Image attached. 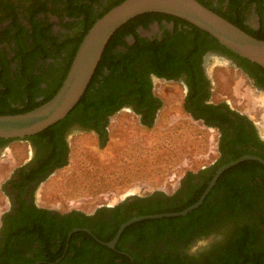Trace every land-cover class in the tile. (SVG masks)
I'll use <instances>...</instances> for the list:
<instances>
[{
    "label": "trees",
    "instance_id": "16d2710c",
    "mask_svg": "<svg viewBox=\"0 0 264 264\" xmlns=\"http://www.w3.org/2000/svg\"><path fill=\"white\" fill-rule=\"evenodd\" d=\"M122 1L0 0V115L26 112L49 100L63 83L86 32L99 17ZM198 1L252 36L264 39L263 20L258 30L243 25L244 12L251 2L261 4L264 0ZM161 15L167 14L143 13L120 26L111 36L84 95L74 109L57 123L25 138L36 148L33 166L24 164L20 167L26 182L38 178L37 183L45 180L68 163L69 146L65 136L74 124L94 131L100 145L104 146L109 135L110 116L123 103L130 102L131 97L148 94L146 72L170 62L172 53L159 45L144 47L137 43L128 46L124 37L130 32L136 33L135 27L140 22ZM51 16L59 20L63 31L54 29ZM177 19L192 27L199 36L209 37L212 40L209 47L228 52L251 75L255 73L264 85V67L227 49L196 25ZM136 36L139 37L137 33ZM120 46H126L128 51L123 52ZM156 72L166 74L163 70ZM223 108L229 109L225 102H213L195 114L196 118L205 119L208 125L218 127L219 155L216 161L197 171H186L173 193L156 189L145 196H135L132 202L125 199L110 207H99L93 214L71 209L65 213L55 211L52 215V210L33 204L29 210H18L16 217H11L10 211L4 213L2 220L6 224L0 230V237L15 236L31 248L35 240L44 246L52 238L66 239L71 230L86 227L101 239L110 240L120 225L134 216L183 210L199 199L221 165L244 154L264 158V141L258 137L253 122L245 113L236 110H231L235 115L232 118ZM142 110L138 108V111ZM144 119L149 127L152 126L154 112ZM12 140L0 138L5 142ZM12 188L22 190L23 186L13 183ZM20 202L25 205L24 201ZM228 219L242 224L237 223L229 235L228 243L233 244L231 250L227 245L221 247L223 254L219 262L223 264L229 259L228 252L233 255V261L240 254L250 253L249 247L254 241L250 223H264V165L259 161L245 160L225 170L203 204L187 215L135 222L124 230L122 237L136 229L144 239L186 241L196 234L208 233L213 225L220 226ZM108 229L111 231L106 234ZM1 244L4 246L3 241ZM40 258H44L43 251L26 261L31 264Z\"/></svg>",
    "mask_w": 264,
    "mask_h": 264
},
{
    "label": "rangeland",
    "instance_id": "374dc122",
    "mask_svg": "<svg viewBox=\"0 0 264 264\" xmlns=\"http://www.w3.org/2000/svg\"><path fill=\"white\" fill-rule=\"evenodd\" d=\"M55 29L63 31L51 17ZM212 99L226 100L251 116L264 134V94L227 61L213 57ZM164 105L150 127L123 109L109 119V135L104 146L93 131L71 128L67 141L68 163L53 171L35 190L38 205L67 212L71 209L92 213L101 206H112L134 194L156 189L173 193L188 170L197 171L218 158L219 132L193 120L181 106L182 90L156 82ZM35 146L25 139H14L0 150V186L21 164L28 162ZM0 190V215L8 205ZM223 231L197 239L191 251L219 240Z\"/></svg>",
    "mask_w": 264,
    "mask_h": 264
},
{
    "label": "flooded vegetation",
    "instance_id": "af4514ba",
    "mask_svg": "<svg viewBox=\"0 0 264 264\" xmlns=\"http://www.w3.org/2000/svg\"><path fill=\"white\" fill-rule=\"evenodd\" d=\"M177 18L178 17H171L169 14L150 17L136 25L135 31L139 37L133 32H130L124 37V41L128 46H133L137 43L144 47L154 45L162 46L165 51L172 53V60L155 67L156 71H165L166 74L164 75H159L155 70L146 72V87L148 89V94L142 97H131L130 102L123 103V106L115 113L123 109H129L139 117V122L143 126L149 127L145 121L146 119H144L145 116H149L154 112L156 119L159 111L164 105L163 98L158 94V91H156V88H158L156 82L160 81L170 86L176 85L182 90L181 106L182 110L188 116L195 121L202 122L204 126L214 128L218 131V127L208 125L205 119L195 117L196 113L203 110L202 107L204 108L215 102L212 99L213 70L209 65L213 57L223 59L227 61L228 64L234 66L236 70L250 81L251 86L255 90L261 91L263 94L264 85L260 83V79L255 73L251 75L250 72L228 52L220 48L209 47L212 43L209 37L199 36L192 27ZM262 20L264 21V1L261 2V4L251 2L244 12L243 25L253 31L258 30L261 27ZM120 49L123 52L128 51L126 46H120ZM140 69L142 70L143 68ZM219 102H225L228 105L229 109L223 108V110L229 111L232 118H235V115L231 113V110L244 113L231 106L226 100L215 103ZM139 107L143 110L138 111ZM187 107L194 108L195 111ZM246 115L253 122L258 137L264 141V134L259 130L257 122L248 114ZM72 128L85 130L78 124H74ZM67 136L68 133L65 136L66 140ZM8 142L0 141V150ZM35 153L36 148L30 160L19 165L0 186L1 192L9 202L0 215V230L2 226L6 224L2 220L6 212L10 211L11 217H16L18 210H29L33 208L34 205L52 210V215L57 211L52 208L40 206L35 201V190L44 180L37 183L38 178L26 182L25 177L21 175L22 172L20 167L24 164L33 166L31 163H33ZM13 183L23 186L22 190L13 189ZM21 192L22 194L20 195ZM145 195L146 194H134L125 199H129L128 202H132L135 201V196ZM259 195H257V197ZM20 201H24L25 205L23 206ZM260 201L262 202V200H259V202ZM96 210L88 214H93ZM237 223H234L232 219H228L220 226L213 225L208 233L196 234L186 241L175 240L172 242H168L165 239L141 238L139 236V231L136 229L129 232L127 236L122 237L123 231L114 246L108 244L114 237L110 240H103L86 227L75 228L78 229L76 231H73L74 229L71 230L73 233L68 237L70 231L66 239L57 240L56 238H52L50 242L44 246H42L38 240H35L31 248L24 245V240L15 236L0 237V264H27V259H31L42 251L44 258L35 260L31 264H223L219 262V258L223 254L221 247L227 245L228 250L229 247L231 250L233 244L228 243L229 235L233 233ZM241 224V221H239L238 225ZM250 225L254 236V241L249 247L250 253L240 254L236 257V261H233V255L228 252L227 256H229V259L226 261V264H264V223L260 222L256 224L255 222H251ZM216 229L223 231L222 238L214 241L205 248H198L197 250L191 251V245L197 239L209 237L210 233L215 232ZM110 231L111 229H108L106 234H109ZM74 233L80 234L75 235ZM2 241L4 246L1 244Z\"/></svg>",
    "mask_w": 264,
    "mask_h": 264
},
{
    "label": "water",
    "instance_id": "95a60500",
    "mask_svg": "<svg viewBox=\"0 0 264 264\" xmlns=\"http://www.w3.org/2000/svg\"><path fill=\"white\" fill-rule=\"evenodd\" d=\"M149 12L182 18L208 32L232 52L264 67V39L252 36L198 0H123L99 17L86 32L63 83L49 100L26 112L0 115V138L25 139L65 118L84 95L111 36L130 19ZM245 160L264 165V158L256 154H244L221 165L196 202L179 211L134 216L120 225L108 244L114 246L123 231L135 222L185 216L197 209L222 173Z\"/></svg>",
    "mask_w": 264,
    "mask_h": 264
}]
</instances>
